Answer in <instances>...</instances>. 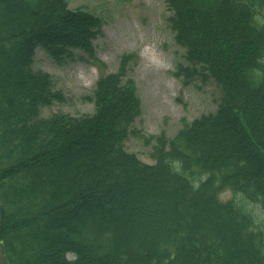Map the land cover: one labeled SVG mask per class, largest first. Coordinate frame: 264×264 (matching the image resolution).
<instances>
[{
	"label": "trees",
	"instance_id": "16d2710c",
	"mask_svg": "<svg viewBox=\"0 0 264 264\" xmlns=\"http://www.w3.org/2000/svg\"><path fill=\"white\" fill-rule=\"evenodd\" d=\"M167 4L180 71L222 97L147 164L125 148L142 112L126 59L98 80L94 113L41 117L64 95L34 70L37 48L95 58L102 20L0 0V264H264V0Z\"/></svg>",
	"mask_w": 264,
	"mask_h": 264
},
{
	"label": "rangeland",
	"instance_id": "374dc122",
	"mask_svg": "<svg viewBox=\"0 0 264 264\" xmlns=\"http://www.w3.org/2000/svg\"><path fill=\"white\" fill-rule=\"evenodd\" d=\"M67 2L71 9H83L102 19V35L95 46L97 58L106 66L87 56L86 61L82 60L80 53L60 66L39 48L34 69L51 74L54 90L64 95L63 102L43 108L42 117L58 112L72 116L92 114L98 79L117 72L124 57H130L128 76L136 82L142 103V113L132 126L125 148L142 161L155 162L152 154L160 136L170 141L193 120L217 111L222 93L213 81L187 78L184 72L177 76L179 67L186 68L188 63L168 22L171 12L167 0ZM233 197L230 190L221 195L224 201Z\"/></svg>",
	"mask_w": 264,
	"mask_h": 264
}]
</instances>
